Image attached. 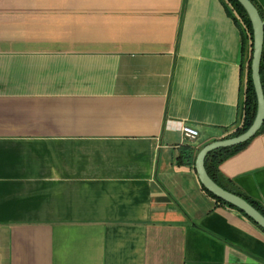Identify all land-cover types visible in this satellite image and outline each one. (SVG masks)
Returning a JSON list of instances; mask_svg holds the SVG:
<instances>
[{
  "label": "crops",
  "instance_id": "1",
  "mask_svg": "<svg viewBox=\"0 0 264 264\" xmlns=\"http://www.w3.org/2000/svg\"><path fill=\"white\" fill-rule=\"evenodd\" d=\"M250 54L225 0H0V264H264L195 170ZM220 172L264 208V134Z\"/></svg>",
  "mask_w": 264,
  "mask_h": 264
},
{
  "label": "water",
  "instance_id": "2",
  "mask_svg": "<svg viewBox=\"0 0 264 264\" xmlns=\"http://www.w3.org/2000/svg\"><path fill=\"white\" fill-rule=\"evenodd\" d=\"M246 11L253 28V53L251 63V76L257 95L258 109L252 126L242 135L216 141L206 145L198 154L195 170L202 186L217 199L236 208L252 220L258 227L264 230V216L244 198L231 193L216 184L208 175L205 167L207 156L216 150L232 148L243 145L253 139L264 124V91L261 83L260 67L264 48V20L259 10L251 0H236Z\"/></svg>",
  "mask_w": 264,
  "mask_h": 264
},
{
  "label": "trees",
  "instance_id": "3",
  "mask_svg": "<svg viewBox=\"0 0 264 264\" xmlns=\"http://www.w3.org/2000/svg\"><path fill=\"white\" fill-rule=\"evenodd\" d=\"M227 4V8L231 9L232 12H235L244 25L247 28V31L249 32L250 39H251V54L248 59V68H247V81H246V90H245V101H244V120H243V125L236 130L235 133L230 135L227 139L235 138L238 137L242 134H244L254 123L256 115H257V109H258V101H257V95L256 91L254 88V84L252 81V76H251V63H252V53H253V28L251 21L248 17V14L244 10V8L236 1V0H225ZM252 3L256 6V8L259 10L260 15L262 19L264 20V13L260 10L258 5L254 2V0H251ZM260 75H261V83L264 91V48H263V55H262V61H261V67H260ZM264 134V124L258 134L251 139L249 142L239 145L236 147L232 148H225V149H220L211 152L205 161V167L206 171L209 175V177L220 187L223 189L234 193L236 195H239L240 197L244 198L246 201H248L250 204H252L263 216H264V208L260 206L257 202L251 200L241 192L235 189L231 183L225 179L221 172H220V166L230 159L231 157L235 156L242 150H244L256 137ZM185 157L180 155L179 160L180 163H183V159ZM190 157L186 156V159L189 160ZM205 189V188H204ZM211 197H213L220 205L231 208L239 212L241 215H243L245 218H247L249 221H251L255 226H257L252 220H250L245 214H243L241 211L237 210L236 208L226 204L225 202L217 199L215 196H213L211 193H209L207 190H205ZM258 227V226H257ZM263 233L264 230H262L260 227H258Z\"/></svg>",
  "mask_w": 264,
  "mask_h": 264
},
{
  "label": "built area",
  "instance_id": "4",
  "mask_svg": "<svg viewBox=\"0 0 264 264\" xmlns=\"http://www.w3.org/2000/svg\"><path fill=\"white\" fill-rule=\"evenodd\" d=\"M233 13L239 19V21L242 23V25H244V23L242 22V20L240 19V17L235 12H233ZM244 116H245V114L243 112V117H242V121H241L240 127L243 125ZM182 132L185 135V137L187 139L191 140V141L196 140L198 138V136H199L198 131H196V130L190 128V127H187V126H183L182 127Z\"/></svg>",
  "mask_w": 264,
  "mask_h": 264
}]
</instances>
